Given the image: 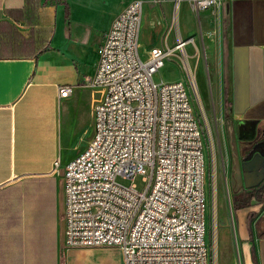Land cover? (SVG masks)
<instances>
[{
    "label": "crops",
    "instance_id": "0c3cea01",
    "mask_svg": "<svg viewBox=\"0 0 264 264\" xmlns=\"http://www.w3.org/2000/svg\"><path fill=\"white\" fill-rule=\"evenodd\" d=\"M129 1L37 0L27 50L34 55L0 57V264H124L115 247H63L61 172L91 137L101 89L84 80L94 73L102 34ZM173 1L162 6L164 18L171 21L175 7L179 17L180 0ZM142 2L140 54L159 46L160 34L170 31L161 18L150 20L149 4ZM24 5L25 0H0V21L23 37L30 26L6 11ZM204 13L213 18L220 48L216 82L221 107L225 90L231 117L264 123V0H220ZM171 32L169 46L174 43L175 30ZM0 39L8 42L7 51H15L17 39ZM63 84L72 91L58 98L57 86ZM236 167L232 195L264 175L254 181L256 171L251 177L239 162ZM257 222L256 217L249 224L246 215V225L240 227L244 264H264L263 227Z\"/></svg>",
    "mask_w": 264,
    "mask_h": 264
},
{
    "label": "built area",
    "instance_id": "2783aa9c",
    "mask_svg": "<svg viewBox=\"0 0 264 264\" xmlns=\"http://www.w3.org/2000/svg\"><path fill=\"white\" fill-rule=\"evenodd\" d=\"M191 1L205 11L220 0ZM142 3L131 0L115 15L96 47L94 73L84 80L101 96L88 143L62 168L63 247H115L124 264H214L204 239L205 154L191 103L196 86L190 77L152 80L172 54L184 68L189 42L175 30L171 46L140 54ZM71 91L59 85L57 97ZM136 175L145 182L142 191Z\"/></svg>",
    "mask_w": 264,
    "mask_h": 264
},
{
    "label": "rangeland",
    "instance_id": "374dc122",
    "mask_svg": "<svg viewBox=\"0 0 264 264\" xmlns=\"http://www.w3.org/2000/svg\"><path fill=\"white\" fill-rule=\"evenodd\" d=\"M52 1L43 0L44 3ZM146 1L150 7V20H153L151 19L153 17L161 18L166 23V31L170 30L166 34L163 32L160 34L159 46L165 47L172 43L171 31L173 30H177L182 37L190 41L185 46L187 59L184 68L178 57L172 54L165 61L164 66L152 75V80L156 83L173 80L186 81L190 77L196 86V94H192L191 103L199 118L205 154L204 239L209 246H212L214 264H244L239 238L240 227L242 222L246 225V215L249 209L240 208L233 213L231 197L237 187L234 169L237 168L241 158H246L245 154L241 156L237 154L242 151V147L238 148L236 145H240L245 140V135L250 133L252 126L231 117L226 110L228 101L225 97L222 98L221 107L216 82L220 48L216 40L213 18L205 15L206 10H197L191 0H180L178 20L175 7L171 21L164 18L162 6L165 0ZM149 49L150 47L142 50L145 52ZM262 161L258 164L260 170H257L254 181H258L264 173V160ZM241 167L245 172L250 171L247 161H242ZM117 182L122 185L129 183L128 180L120 177H117ZM133 183L139 191L145 187V182L140 175L134 177ZM262 218L264 223V217ZM249 224H252V221ZM262 230L264 234V227Z\"/></svg>",
    "mask_w": 264,
    "mask_h": 264
},
{
    "label": "trees",
    "instance_id": "16d2710c",
    "mask_svg": "<svg viewBox=\"0 0 264 264\" xmlns=\"http://www.w3.org/2000/svg\"><path fill=\"white\" fill-rule=\"evenodd\" d=\"M36 1L37 0H25V5L20 9H11L7 10L6 13L8 16L14 19L24 20L26 24H28L29 30L27 36L23 37L12 25H10L6 21H0V36L4 38L17 39V46L14 52L7 51L8 42L2 41L0 39V57H12V56H21V55H34V52L30 53L27 51L30 49V46L33 42V31L32 25H34L35 14H36ZM65 14H67V6L65 5ZM30 44V46H29ZM4 49V50H3ZM252 197L251 193L248 190H241L237 194L232 195L231 197V205L233 209V213L240 208H250L249 200ZM249 213H247V218Z\"/></svg>",
    "mask_w": 264,
    "mask_h": 264
},
{
    "label": "flooded vegetation",
    "instance_id": "af4514ba",
    "mask_svg": "<svg viewBox=\"0 0 264 264\" xmlns=\"http://www.w3.org/2000/svg\"><path fill=\"white\" fill-rule=\"evenodd\" d=\"M223 97H225V90H223L222 98ZM251 126L252 129L249 134L245 135V140H243L240 145H236L238 148L240 146L242 147V151L236 153L240 156L245 154L246 157L245 159L241 158L239 160V164L241 165L242 161H247V165L250 168V171H247L249 175H251L254 171L258 172L257 170H260V166L257 167L256 170L253 167H256L258 161L260 162L264 160V123L251 124ZM252 176L253 175H251V177ZM251 180L253 181V179ZM241 190H248L252 195L249 200L250 208L248 211V221L250 222L257 217L258 222L255 226L262 224L261 226L264 227V223L262 222V217H264V213H262L264 212V175L255 185L241 188L238 192ZM261 210L262 212L260 213Z\"/></svg>",
    "mask_w": 264,
    "mask_h": 264
},
{
    "label": "bare ground",
    "instance_id": "6f19581e",
    "mask_svg": "<svg viewBox=\"0 0 264 264\" xmlns=\"http://www.w3.org/2000/svg\"><path fill=\"white\" fill-rule=\"evenodd\" d=\"M188 42H190V41H188Z\"/></svg>",
    "mask_w": 264,
    "mask_h": 264
},
{
    "label": "water",
    "instance_id": "95a60500",
    "mask_svg": "<svg viewBox=\"0 0 264 264\" xmlns=\"http://www.w3.org/2000/svg\"><path fill=\"white\" fill-rule=\"evenodd\" d=\"M247 186V185H246Z\"/></svg>",
    "mask_w": 264,
    "mask_h": 264
}]
</instances>
